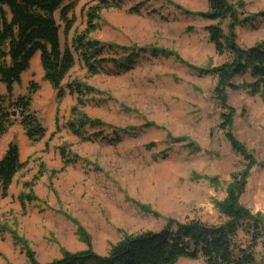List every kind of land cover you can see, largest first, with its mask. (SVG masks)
<instances>
[{
    "label": "rangeland",
    "instance_id": "rangeland-1",
    "mask_svg": "<svg viewBox=\"0 0 264 264\" xmlns=\"http://www.w3.org/2000/svg\"><path fill=\"white\" fill-rule=\"evenodd\" d=\"M232 4L246 17L264 13V0ZM95 5L97 0L72 2V30L66 33L60 22L63 50H73L72 39L87 29V12ZM208 10L207 0H111L100 12L91 39L131 51L161 48L173 56H141L129 72L95 76L77 57L63 85L80 81L92 87L83 105L69 93L58 101L43 80L39 56L33 60L14 94L26 95L31 82L40 86L32 110L47 134L38 143L20 142L10 131L1 139L18 144L26 167L7 197L0 192V223L5 227L0 264H28L25 246L43 264L61 259L64 252H84L89 246L81 234L94 252L107 256L123 239L160 232L173 222L222 225L226 218L218 203L233 182L244 179L251 162L232 146L229 131L256 163L249 169L240 205L264 220V91L251 95L245 87L251 76L236 77V88L226 90L232 124L221 128L230 110L218 103V78L206 71L231 61L232 54L219 55L209 41L206 27L216 23L201 16ZM223 29L228 31V22ZM236 33L243 50L263 44L264 20L237 27ZM74 107L111 126L107 135L149 123L157 127L121 132L117 144L80 139L67 128ZM61 148L74 164L64 163ZM22 194L33 198L24 207ZM255 251L256 264H264V240ZM177 264L206 262L183 259Z\"/></svg>",
    "mask_w": 264,
    "mask_h": 264
},
{
    "label": "trees",
    "instance_id": "trees-1",
    "mask_svg": "<svg viewBox=\"0 0 264 264\" xmlns=\"http://www.w3.org/2000/svg\"><path fill=\"white\" fill-rule=\"evenodd\" d=\"M73 1L0 0V84L6 88L5 94L0 92V144L3 136L17 123L22 126L32 143H38L46 137L47 130L43 120L32 110L33 98L40 86L31 82L26 95L14 94L15 87L21 85L23 76L30 70L37 56L44 72L43 80L52 86L58 101L69 93L76 95L81 105L86 96L92 93V87L80 81L63 85V81L75 67L77 57L88 73L95 76L112 71L129 72L139 63L141 56H173L172 52L161 48L146 47L131 51L127 47L103 44L91 39L89 35L97 29L96 22L100 19V12L110 7L111 0H97L98 5L89 8L87 29L73 37V50H63L60 22L65 24L66 33L72 30L74 22L68 15L73 8ZM233 1L207 0L209 10L201 15L216 23L208 25L206 32L217 53L224 55L228 51L232 54L231 61L206 71L208 75L218 78L216 98L221 107L230 110V113L224 115L225 121L221 127L224 130L230 128L233 113L226 106V90L236 88V77L247 74L251 76L252 81L245 85L251 95L264 91V43L248 50H243L236 44L237 27L254 26L258 20H264V13L246 17L239 13L232 4ZM67 3L70 4L66 5ZM225 22H228L227 32L223 29ZM121 53L126 55L120 56ZM72 114L73 119L67 123V128L78 138L93 142L117 144L122 140L121 132L130 134L156 126L149 123L139 128L115 130L113 134L107 135L106 130L111 126L87 117L76 107L72 109ZM89 130L92 133L88 135ZM227 138L251 162L244 179L233 182L227 190L225 200L218 203L219 211L226 218L225 223L208 225L201 221H191L183 225L173 222L160 232H145L123 239L110 248L107 256L94 252L90 247V240L81 234L89 246L87 250L81 253L64 252L61 259L46 264H177L183 259L198 258H203L206 264H256L255 250L264 240V220L261 215L252 214L240 205L249 169L256 166V163L230 131L227 132ZM48 147L49 143L46 144V150ZM153 147L154 144H151L148 148ZM60 155L66 165L76 162L67 155L64 148L60 149ZM25 167L26 164L20 159L18 144L10 142L0 160L2 197L8 196L14 178ZM24 186L29 187L30 184L25 183ZM20 199L23 207L25 202L33 201L32 196L26 194H22ZM4 232L5 227L0 223V233ZM25 249L28 264H43L35 259L34 253L27 246Z\"/></svg>",
    "mask_w": 264,
    "mask_h": 264
},
{
    "label": "crops",
    "instance_id": "crops-1",
    "mask_svg": "<svg viewBox=\"0 0 264 264\" xmlns=\"http://www.w3.org/2000/svg\"><path fill=\"white\" fill-rule=\"evenodd\" d=\"M0 92L2 94H5V92H6V88L1 84H0ZM9 131L13 134V137H14V134H17V139L19 138L20 142H24L25 139L28 140V138L25 135V131L23 130L22 126L18 123L15 124ZM12 141L13 140H11V141L7 140L6 142L0 144V160L5 155V153L8 149V146H9L10 142H12ZM13 182H14V180H13ZM13 182H12V184H13ZM12 184H11V186H12ZM11 186L9 187V190H10ZM9 190H8V193H9ZM0 192L2 195V189L1 188H0Z\"/></svg>",
    "mask_w": 264,
    "mask_h": 264
}]
</instances>
